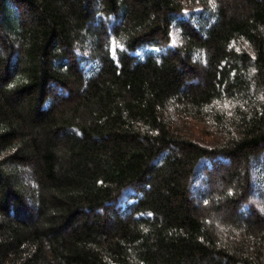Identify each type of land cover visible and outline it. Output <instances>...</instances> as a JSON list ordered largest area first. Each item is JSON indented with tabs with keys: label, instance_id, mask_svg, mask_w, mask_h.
<instances>
[{
	"label": "trees",
	"instance_id": "1",
	"mask_svg": "<svg viewBox=\"0 0 264 264\" xmlns=\"http://www.w3.org/2000/svg\"><path fill=\"white\" fill-rule=\"evenodd\" d=\"M0 264H264V0H0Z\"/></svg>",
	"mask_w": 264,
	"mask_h": 264
},
{
	"label": "rangeland",
	"instance_id": "2",
	"mask_svg": "<svg viewBox=\"0 0 264 264\" xmlns=\"http://www.w3.org/2000/svg\"><path fill=\"white\" fill-rule=\"evenodd\" d=\"M227 166H228V167H232L233 165H232V164H231V165H230V164H228ZM219 183H220V182H218V181L215 183V188H216V187H218ZM194 198H195V199H197V198H198L197 194H196V195H194Z\"/></svg>",
	"mask_w": 264,
	"mask_h": 264
}]
</instances>
